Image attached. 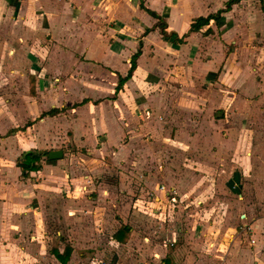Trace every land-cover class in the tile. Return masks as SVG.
Listing matches in <instances>:
<instances>
[{
    "label": "crops",
    "instance_id": "obj_1",
    "mask_svg": "<svg viewBox=\"0 0 264 264\" xmlns=\"http://www.w3.org/2000/svg\"><path fill=\"white\" fill-rule=\"evenodd\" d=\"M228 1L0 0V264H264V0L190 31Z\"/></svg>",
    "mask_w": 264,
    "mask_h": 264
},
{
    "label": "rangeland",
    "instance_id": "obj_2",
    "mask_svg": "<svg viewBox=\"0 0 264 264\" xmlns=\"http://www.w3.org/2000/svg\"><path fill=\"white\" fill-rule=\"evenodd\" d=\"M1 13H2V9H0V14ZM9 42H10V40H9L8 36H4L2 38L0 37V110L6 109V101H5L6 97L5 96H6V90L8 89L6 84H8L7 82L9 79H13V82H17V84L13 87V89H15L17 92H23V87H22V85H20V81H19L21 79L20 75L22 72H19V68H17L18 72L10 71V69H12V66H10L8 64L9 60H14V56L12 55V52H11L12 49L10 47ZM10 58H12V59H10ZM133 162H136V161H133ZM140 185H142V184H140ZM140 185H138V183H137V187L135 188V194L133 193L134 206L138 210H139V208H141L140 211L142 214H144L145 216H148L149 218L150 217L152 218V220L151 219H149L148 221L145 220V222L148 223V225H150L149 228L153 232L155 227L160 226L157 222L159 220H162V219H160L157 216L154 217V215L150 212L151 208L149 207V204H147V202H145L147 199L145 200L144 196H138L137 197V194L139 193V190H140ZM82 189H84V188H82ZM194 201L195 202L193 204L195 205V207H198V203H196L198 200L195 199ZM185 202H186L185 199L183 200L182 198L176 197V195L174 194L173 196H171L168 199V201L165 203V205L163 207L162 206L157 207V208H160L159 210H161L162 212L165 211L166 216L164 217V220H163V221H165V224L167 223L165 228L170 226V225H168V223H169V218H171V217H169L168 212H170L171 209L174 208V206H176V204H184ZM188 202L190 203L189 200H188ZM182 214L180 213L179 214L180 217L178 218L181 221L184 220V217H185L184 212ZM175 220L173 219V221H175ZM183 222H186V221H183ZM155 237L156 236H153V238H155ZM156 238H157V240H160L163 244L169 241L168 238L164 235H163V237L161 236V237H156ZM86 264H88V263H86Z\"/></svg>",
    "mask_w": 264,
    "mask_h": 264
},
{
    "label": "trees",
    "instance_id": "obj_3",
    "mask_svg": "<svg viewBox=\"0 0 264 264\" xmlns=\"http://www.w3.org/2000/svg\"><path fill=\"white\" fill-rule=\"evenodd\" d=\"M240 0H229L226 3L225 8H222L220 10H218L216 13L213 14H209L208 16H200L196 19H194V21L191 23V27H190V31H195V30H199L200 28H202L204 25L208 24L209 21L211 19H215L216 21L219 19L221 13L228 11L233 3L239 2ZM160 26L163 30V32L165 33V25H163L162 23H160ZM176 35V34H175ZM178 41L182 42L183 39L182 38H178ZM139 53H135L132 57L131 60V68L129 70V73L127 75V78L131 77L133 70L136 67V59L138 57ZM124 78L120 80L119 85L122 86V82H123ZM119 87V86H118ZM32 92H34L33 86L31 87ZM57 111V109H52L50 110L48 113H53ZM49 151L47 150H38V149H31L28 151H25L21 154V156L18 158L17 160V165L22 169V174L23 176H28L31 172L33 171H38L41 167V163H42V158L43 156H48ZM121 232H125L126 235H128L129 233V229L127 226H123L121 229L118 230L117 233L114 234L115 238H119V234ZM126 240V239H125ZM54 254L61 260V262L65 263V261L67 260L69 254L72 251V247L66 246L65 250L63 253H61L59 250H57L56 248H54ZM170 258L168 257L167 260H169ZM108 264H115L114 262H110ZM171 264V263H169Z\"/></svg>",
    "mask_w": 264,
    "mask_h": 264
},
{
    "label": "water",
    "instance_id": "obj_4",
    "mask_svg": "<svg viewBox=\"0 0 264 264\" xmlns=\"http://www.w3.org/2000/svg\"><path fill=\"white\" fill-rule=\"evenodd\" d=\"M63 151L58 149V150H51L48 154L50 159H59L63 157Z\"/></svg>",
    "mask_w": 264,
    "mask_h": 264
},
{
    "label": "built area",
    "instance_id": "obj_5",
    "mask_svg": "<svg viewBox=\"0 0 264 264\" xmlns=\"http://www.w3.org/2000/svg\"><path fill=\"white\" fill-rule=\"evenodd\" d=\"M162 188H163V186H162ZM98 264H100V263H98Z\"/></svg>",
    "mask_w": 264,
    "mask_h": 264
}]
</instances>
